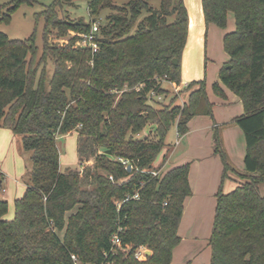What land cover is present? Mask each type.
Instances as JSON below:
<instances>
[{
    "label": "trees",
    "instance_id": "trees-1",
    "mask_svg": "<svg viewBox=\"0 0 264 264\" xmlns=\"http://www.w3.org/2000/svg\"><path fill=\"white\" fill-rule=\"evenodd\" d=\"M64 1L53 0L36 15L45 21L38 61L36 32L25 40L0 32V128L21 137L32 162L13 219L7 218L8 202L0 200V264H74L72 255L81 264H172L192 189L190 164L161 171L170 153L164 151L166 138L173 126L185 135L194 117L213 116L205 80L189 84L184 104L171 87L182 82L188 9L183 0H161L159 8L151 0L122 5L85 0L94 17L85 23L59 18L57 7ZM33 3L0 5V24L10 23L22 5ZM202 6L207 26L226 29L229 14L234 15L235 30L224 37L230 59L213 91L225 99V86L241 99L245 112L232 123L246 141L240 172L223 148L219 129L214 130L222 184L232 179L231 173L240 182L233 180L236 185L228 192L221 185L217 194L210 264H264V0H202ZM106 10L110 14L102 22ZM93 21L100 24L97 52L76 46V37L68 45L49 44L51 28L60 36L88 34ZM150 125L153 138H140ZM75 131L101 149L95 157V201L82 198L79 172L61 170L58 139ZM136 192L140 199L118 210L116 201ZM120 226L124 245L132 251L145 246L151 255L137 260L132 251L115 252L112 237Z\"/></svg>",
    "mask_w": 264,
    "mask_h": 264
},
{
    "label": "crops",
    "instance_id": "crops-1",
    "mask_svg": "<svg viewBox=\"0 0 264 264\" xmlns=\"http://www.w3.org/2000/svg\"><path fill=\"white\" fill-rule=\"evenodd\" d=\"M183 1L189 13V31L182 59V82L180 85L172 84L171 87L179 94L187 89L190 83L205 80L208 97L213 103V116L194 117L189 122V130L185 135H180L175 126L179 139L171 148L168 159L161 170L166 171L190 164L189 182L192 195L184 205L178 231L181 244L174 251L172 264H210L211 258L204 259L201 263L194 262L200 258L199 250L202 249L196 246H210L211 228L213 230L212 224L214 226L213 221L217 208V194L222 184L223 164L215 153L214 130L219 129L222 145L230 162L240 172L244 171L245 135L242 129L232 121L242 116L245 111L241 99L227 87H222L226 95L225 99L218 97L213 91V85L220 82L221 68L230 59L224 49V37L235 30L234 15L229 14L226 29L212 24L207 26L202 0ZM14 137L11 130L0 128V157L5 156L6 151L9 152L8 144ZM1 178L2 174L0 175V188L3 183ZM22 184L21 193L16 199L20 198L27 188V179L24 181V177ZM2 192L7 194L8 189L2 188ZM16 199L14 198V202ZM0 200L8 202L4 197ZM185 246H188V249L194 246L198 248L197 252L194 251L192 255L187 254L184 257V253L187 252Z\"/></svg>",
    "mask_w": 264,
    "mask_h": 264
},
{
    "label": "rangeland",
    "instance_id": "rangeland-1",
    "mask_svg": "<svg viewBox=\"0 0 264 264\" xmlns=\"http://www.w3.org/2000/svg\"><path fill=\"white\" fill-rule=\"evenodd\" d=\"M11 0H0V5H6ZM117 4L122 5L126 3V0H115ZM65 3L62 4L61 7H57L58 16L62 20H69L72 22H91L94 17H91L87 1L85 0H65ZM53 3V0H35L33 5H22L15 13L11 16L10 23H2L0 24V32L6 34L10 39L13 40H25L29 38L34 32L37 35V45L39 48L38 59L41 58L44 52V43H43V32L45 21L44 18H36V15L42 13L48 6ZM151 5L155 8H159L161 4V0H151ZM110 14L109 10L103 11L100 15V19L103 22L106 16ZM51 33L49 34L50 45L51 46H63L68 45L71 42L72 38H77L79 41L80 36L78 33L74 31H69L68 35L60 36L58 30L51 28ZM76 41V42H77ZM77 46V43L75 44ZM222 52L224 50L222 49ZM211 68V62L209 63ZM43 65H41L42 69ZM47 70L49 75L51 76L54 70L53 64L51 62L47 65ZM175 93H177L175 91ZM188 91L185 89L181 91V93H177L179 101L184 104V100H188L187 96ZM212 93V92H211ZM213 95V93H212ZM161 101H164V96H162ZM154 128L153 125H150L146 128V130L139 136L140 138L149 137L153 138V133L151 132ZM15 136V135H14ZM177 132L175 126H173L166 138V148H173L177 143ZM11 143V144H10ZM58 145L60 150V162L62 164V171H74L79 172L82 176L83 180V189L84 194L82 195L83 199H88L91 201H95L96 195L93 193V186L95 181V173H96V154L101 152V149H98L92 140H85L79 137L77 131L71 133L70 135L59 137ZM9 152L6 151L5 156L0 157V175L2 174L1 180L2 188L8 189V193L4 194L2 192V188H0V199L4 197V199L8 200V219H13L14 217V198L16 199L17 195L21 193L23 184L22 180L24 177V181L30 177V172L32 169L31 162V153L25 152L22 148L21 137L15 136L10 139L8 144ZM161 156L158 158V162H160ZM162 171V170H161ZM163 172V171H162ZM160 173V172H158ZM232 179H227L224 181L223 186L224 192L231 191L235 187V181L240 182V178L237 175L231 173ZM242 181V180H241ZM222 182V181H221ZM261 193L264 195V184L261 185ZM214 222V221H213ZM213 227V224H212ZM211 228V233H212ZM187 247V249H186ZM190 247V246H189ZM201 250L199 254L200 258L196 260L194 263H201L204 259L211 258V248L210 246H196ZM192 246L188 249V246H185L187 252L184 253V257L189 254L197 252V249ZM195 248V249H194ZM183 257V260H184Z\"/></svg>",
    "mask_w": 264,
    "mask_h": 264
},
{
    "label": "built area",
    "instance_id": "built-area-1",
    "mask_svg": "<svg viewBox=\"0 0 264 264\" xmlns=\"http://www.w3.org/2000/svg\"><path fill=\"white\" fill-rule=\"evenodd\" d=\"M99 26H100L99 21H93L92 30L90 33L79 34L80 39L79 41H77V46L84 47V48L85 47L90 48L93 52H97L99 48V45L97 42V33L99 31ZM151 96L154 98H158L159 100L162 99V96H157L155 92H152ZM158 174H159L158 172H153L154 176H157ZM132 199H140L139 193L136 192L134 195H129L123 201H116V206L118 210L121 209L124 203L129 202ZM122 232H123V228L120 226L117 232L113 235L112 237L113 249L115 252L129 254L132 251V246L129 244L124 245L123 239L121 237ZM148 251L149 249L147 247L141 246L138 249L132 251L131 253L133 254L135 259L145 260L149 256L147 254ZM105 257L106 258L108 257L107 253H105ZM72 260L74 264H81V262L79 261V258L76 255H72ZM102 264H111V263L103 262Z\"/></svg>",
    "mask_w": 264,
    "mask_h": 264
},
{
    "label": "water",
    "instance_id": "water-1",
    "mask_svg": "<svg viewBox=\"0 0 264 264\" xmlns=\"http://www.w3.org/2000/svg\"><path fill=\"white\" fill-rule=\"evenodd\" d=\"M173 62H174V64H176V65H177L179 61H178V60H174ZM128 169H129V170H131V169H132V167H131V166H129V167H128ZM151 253H152L151 251H148V252H147V254H148V255H151Z\"/></svg>",
    "mask_w": 264,
    "mask_h": 264
}]
</instances>
